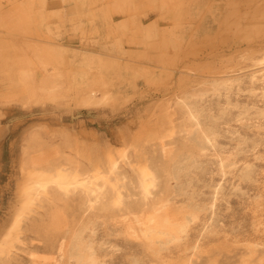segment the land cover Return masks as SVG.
Returning a JSON list of instances; mask_svg holds the SVG:
<instances>
[{
  "label": "rangeland",
  "instance_id": "rangeland-1",
  "mask_svg": "<svg viewBox=\"0 0 264 264\" xmlns=\"http://www.w3.org/2000/svg\"><path fill=\"white\" fill-rule=\"evenodd\" d=\"M262 49L264 0H0V264H73L68 243L86 225L101 264H264V97L245 84L212 92ZM105 92L107 103L84 104ZM182 97L217 122L202 152L186 139ZM108 154L120 206L109 193L88 209L79 188L38 198L27 187L34 168L88 172ZM144 166L156 176L148 199ZM190 209L198 217L177 242L142 237L147 217L172 224Z\"/></svg>",
  "mask_w": 264,
  "mask_h": 264
},
{
  "label": "bare ground",
  "instance_id": "bare-ground-1",
  "mask_svg": "<svg viewBox=\"0 0 264 264\" xmlns=\"http://www.w3.org/2000/svg\"><path fill=\"white\" fill-rule=\"evenodd\" d=\"M245 60H248L249 62V68H251L252 71H250L248 74L242 76H228L225 78L220 79V81L215 83L212 86V92L214 96L219 97L221 95H228V93L234 89V87H237V89L240 90L241 85L245 84L247 85L250 91H260V96L264 97V49L259 50L256 54H247L244 57ZM243 59V60H244ZM240 86V87H239ZM243 87V86H242ZM54 89V88H53ZM244 89V88H243ZM55 90V89H54ZM245 91V90H244ZM50 92V91H49ZM54 92V91H53ZM234 92V90H233ZM231 93V92H230ZM250 93V92H249ZM255 94V93H254ZM259 95V93H256ZM189 96V95H188ZM201 96V95H200ZM251 96V95H250ZM193 97V96H192ZM197 97V96H196ZM199 97V96H198ZM216 97V98H217ZM111 99V95L109 93H102L97 98H87V100L84 101L85 105H102L107 103ZM177 101L179 102L177 106V110L180 113V116L182 118L181 124L182 127L186 130L187 133V141L190 142V144H194L197 147L198 152H202L207 147H211L214 145V137L216 136L214 134L215 129V123L217 122H210L211 126L204 123L201 119L200 110L198 107V98L192 99L193 101L186 102V100ZM189 99V98H188ZM254 99V98H253ZM180 100V99H179ZM219 100V98H218ZM226 100V99H225ZM209 101V100H208ZM235 101V100H234ZM257 101V100H256ZM215 102V101H214ZM219 101H217L218 104ZM221 102V101H220ZM230 102V101H228ZM198 103V104H197ZM212 103V101H211ZM224 103H226L224 101ZM236 103V102H233ZM202 105V104H201ZM224 105V104H223ZM226 105V104H225ZM231 106V105H229ZM256 106V105H255ZM260 106V105H259ZM217 107V106H216ZM221 107V106H220ZM232 107V106H231ZM249 107V106H247ZM258 107V106H257ZM262 107V106H261ZM236 109V107H233ZM245 108V107H244ZM260 108V107H259ZM203 109V108H202ZM219 108H217L218 110ZM238 109V107H237ZM242 109V108H241ZM253 109V108H251ZM206 110V109H205ZM224 110V109H223ZM247 110V109H245ZM264 110V109H262ZM203 111V110H202ZM207 111V110H206ZM220 111V110H219ZM227 111V110H226ZM224 111V113L226 112ZM229 111V109H228ZM240 111V110H239ZM254 111V110H253ZM257 111L259 109L257 108ZM204 112V111H203ZM221 112V111H220ZM246 112V111H245ZM216 113V112H215ZM230 113V112H229ZM238 113V112H237ZM244 113V111H243ZM259 113V112H258ZM214 114V113H213ZM218 113H216L217 115ZM257 115V112L254 113ZM261 115V110L260 113ZM258 114V116H259ZM205 115V114H203ZM235 115V114H234ZM242 115V114H241ZM244 115V114H243ZM210 116V115H209ZM218 116V115H217ZM223 116V114L221 115ZM240 116V115H239ZM255 116V115H254ZM253 116V117H254ZM262 116V115H261ZM234 117V116H233ZM238 117V116H237ZM246 117V116H245ZM248 117V116H247ZM203 118H205L203 116ZM239 118V117H238ZM242 118V117H240ZM239 118V119H240ZM252 118V116L250 117ZM219 119V118H218ZM232 119V117H230ZM234 119V118H233ZM245 119V118H243ZM249 119V118H248ZM258 119V118H257ZM262 119V118H261ZM214 120V119H213ZM237 120V119H236ZM242 120V119H240ZM246 120V119H245ZM207 121V120H206ZM210 121V119L208 120ZM216 121V120H215ZM262 121V120H261ZM218 125V124H217ZM220 125V124H219ZM229 125V124H228ZM217 129V127H216ZM184 131V130H183ZM221 131V130H220ZM235 132V131H234ZM185 133V134H186ZM230 133V132H229ZM237 133V132H236ZM183 134V133H182ZM217 134V133H216ZM215 135V136H214ZM222 135V134H221ZM217 137V136H216ZM219 140V139H218ZM234 140V139H233ZM237 140V139H236ZM238 141V140H237ZM243 141V140H242ZM185 143V142H184ZM244 143V142H243ZM188 144V143H187ZM238 145V144H237ZM243 145V144H242ZM190 146V145H189ZM241 146V145H240ZM248 146V145H247ZM216 147V146H215ZM254 147V146H253ZM193 148V147H192ZM215 149V148H214ZM209 150V148H208ZM219 152V151H218ZM224 152V151H223ZM226 152V151H225ZM240 154V153H239ZM121 156L125 157V154L122 153ZM194 156V155H193ZM189 156L185 160H183L184 165L182 167H177L173 173V177L177 178L179 173H182L180 171H183L185 167H189L191 164L195 163L194 157ZM199 156V155H198ZM235 156V155H234ZM196 158V156H195ZM225 158V157H224ZM204 160V159H203ZM197 161V160H196ZM202 161V160H201ZM208 161V160H207ZM182 163V164H183ZM200 163V162H199ZM215 163V162H214ZM218 169L220 171H223L224 169V162L222 159H218L217 161ZM234 163V162H233ZM73 164V163H72ZM229 164V163H228ZM236 164V163H235ZM131 165V164H130ZM146 165V164H145ZM178 165V164H176ZM210 165V164H209ZM69 166V165H68ZM94 166V165H93ZM143 166V165H142ZM227 166V165H226ZM229 166V165H228ZM135 167V166H134ZM191 167V166H190ZM197 168V164L195 166ZM79 168V167H78ZM76 167H72L71 165L69 167L64 165H57L53 168H34L28 173V182L29 184L27 187L29 190L31 189V193L38 197L40 194H46L48 189L51 188L58 195L59 192L64 195H67L68 193L74 191L75 189L79 188L82 193L85 196V200L87 202V208L91 209L93 208L94 204L104 197L107 193L111 195V200H109V203L112 202L115 206H120L122 201V195H121V188L123 186V183L120 182L119 178L117 177V169H118V160L113 154H108L106 157V161L104 163H101V165L96 164V166L93 167L92 171L88 172H82ZM132 168V167H131ZM137 167H135L136 169ZM139 168V167H138ZM181 168V169H180ZM193 168V166H192ZM191 168V170H192ZM234 168V167H233ZM244 168V167H243ZM188 169V168H187ZM232 169V168H231ZM133 170V168H132ZM135 171V170H133ZM137 171V170H136ZM168 171V170H167ZM173 171V170H172ZM254 171V170H253ZM244 172V171H243ZM246 172V171H245ZM184 173V172H183ZM186 173V171H185ZM225 174V172H222ZM136 182L137 187L140 191V195H142V198L148 199L149 196L152 193L153 188L156 187V176L154 172L150 168L140 167L138 169V172L136 173ZM169 174V173H168ZM171 174V173H170ZM169 174V175H170ZM204 174V173H203ZM230 174V173H229ZM247 174V173H246ZM245 174V175H246ZM251 174V173H250ZM121 175V174H120ZM248 175V174H247ZM190 177V175H187ZM186 176V177H187ZM251 176V175H250ZM183 177V175H182ZM244 177V176H243ZM166 178V177H165ZM171 179V177H169ZM174 178V179H175ZM238 178V177H237ZM254 178V177H253ZM134 179V178H133ZM169 179V180H170ZM180 180V178H178ZM177 179V182H179ZM247 179V178H245ZM172 180V179H171ZM170 180V181H171ZM176 180V179H175ZM182 180V179H181ZM188 181V180H187ZM166 182V180H165ZM26 183V182H25ZM159 183V182H158ZM181 183V182H180ZM27 184V183H26ZM183 185V183H181ZM185 184V183H184ZM135 185V186H136ZM170 186V185H169ZM180 186V185H179ZM188 187L190 185H187ZM186 186V187H187ZM24 187V186H23ZM173 187V186H172ZM174 187H177L174 186ZM185 187V185H184ZM220 187V186H219ZM157 188V187H156ZM179 188V187H178ZM217 188V187H216ZM223 188V187H222ZM24 189V188H23ZM168 189V188H166ZM172 189V188H169ZM174 189V188H173ZM180 189V188H179ZM183 189V188H182ZM190 190V189H186ZM195 190V189H194ZM25 191V190H24ZM23 191V192H24ZM50 191V190H49ZM178 191V190H177ZM216 191V190H215ZM214 191V192H215ZM27 192V191H25ZM167 192V190H166ZM170 192V191H169ZM180 192V191H179ZM181 192H183L181 190ZM180 192V193H181ZM185 192V191H184ZM192 192V190L190 191ZM189 192V193H190ZM213 192V193H214ZM30 193V194H31ZM172 193V192H171ZM179 193V194H180ZM187 193V194H189ZM27 194V193H26ZM124 194V193H123ZM176 194V193H175ZM191 194V193H190ZM209 194V193H208ZM219 194V193H218ZM29 195V194H28ZM186 195V194H185ZM195 195V194H194ZM108 196V195H107ZM124 196V195H123ZM159 196V195H158ZM196 196V195H195ZM30 196H28L29 198ZM188 197V196H187ZM193 196H190V198ZM40 198V197H38ZM168 198V197H167ZM180 199V197H178ZM184 198V197H183ZM213 198V197H212ZM220 198V197H219ZM30 199V198H29ZM176 199V198H175ZM188 199V198H187ZM217 199V198H216ZM150 200V199H149ZM161 200V199H160ZM212 200V199H211ZM210 200V202H211ZM30 201V200H28ZM166 201V200H165ZM182 201V200H181ZM184 201V199H183ZM191 201V200H190ZM195 201V199H194ZM217 201V200H216ZM31 202V201H30ZM170 202V201H169ZM187 202V201H185ZM159 203V201H158ZM163 203V202H162ZM189 203V202H188ZM149 204V203H148ZM211 204V203H210ZM146 205V204H145ZM158 205V204H157ZM186 205V204H185ZM184 205V206H185ZM194 205V204H193ZM207 205V204H206ZM151 206V205H150ZM162 206V205H161ZM182 206V204H181ZM187 206V205H186ZM200 206V205H198ZM211 206V205H210ZM214 206V205H213ZM159 207V206H158ZM157 207V208H158ZM201 207V206H200ZM154 206L152 207V209ZM156 208V209H157ZM163 208V207H162ZM161 208V209H162ZM183 208V206L181 207ZM210 208V207H207ZM206 208V209H207ZM155 209V208H154ZM197 209V207H196ZM205 209V208H204ZM205 209V211H206ZM163 210V209H162ZM212 210V209H211ZM202 211V210H201ZM187 212V211H186ZM198 211L190 209L186 213V215H182V219L177 221V223H172L168 220L167 217H162L158 215V222H157V216L154 217L150 216L147 217L146 221L141 223V235L143 238L149 240H152L154 237H157L156 235L165 237L164 243H171L174 241H178L181 239L184 234L187 231V228L189 227V224L194 222L198 215ZM200 212V211H199ZM211 213V212H210ZM161 214V213H160ZM208 214V213H207ZM206 215V214H205ZM204 215V216H205ZM201 216V215H200ZM199 216V218H200ZM136 218V217H135ZM138 219V218H137ZM199 220V219H198ZM18 221V220H17ZM20 221V220H19ZM18 221V222H19ZM136 222V221H135ZM170 222V224H169ZM196 223V222H195ZM15 225V223H14ZM85 225V224H83ZM205 227V226H204ZM210 227V226H209ZM207 228V227H206ZM213 228V227H212ZM87 225L83 226L81 229H77L75 233L72 235L71 240L68 249L66 250L67 257L69 259L73 260V264H101L100 258L98 256L96 248L93 246V242L89 241L88 238L85 237V231H86ZM138 229V228H137ZM205 229V228H204ZM203 229V230H204ZM139 230V229H138ZM202 230V229H201ZM208 230V229H207ZM210 230V228H209ZM212 230V229H211ZM89 231V230H87ZM133 231V230H132ZM134 232V231H133ZM132 232V233H133ZM139 232V231H138ZM140 233V232H139ZM89 235V234H87ZM158 238V237H157ZM188 238V237H187ZM155 239V238H154ZM93 240V239H92ZM186 241V240H185ZM92 242V243H91ZM160 242V241H159ZM180 242V241H179ZM100 243V242H97ZM163 243V244H164ZM185 243V242H184ZM101 244V243H100ZM160 244V243H159ZM179 244V243H178ZM98 245V244H97ZM102 245V244H101ZM158 245V244H157ZM162 243L160 244L161 247ZM104 246V245H103ZM179 246V245H178ZM177 246V247H178ZM100 247V246H99ZM98 248V247H97ZM159 248V247H158ZM164 248V247H163ZM167 248V247H166ZM100 249V248H98ZM159 250V249H158ZM164 251V250H163ZM112 252V251H111ZM102 253V252H101ZM106 253V252H105ZM65 254V255H66ZM110 254V253H109ZM100 255V253H99ZM101 256H103L101 254ZM106 256V255H105ZM103 259V258H102ZM103 262V261H102Z\"/></svg>",
  "mask_w": 264,
  "mask_h": 264
}]
</instances>
